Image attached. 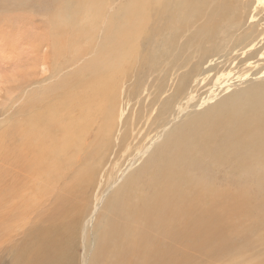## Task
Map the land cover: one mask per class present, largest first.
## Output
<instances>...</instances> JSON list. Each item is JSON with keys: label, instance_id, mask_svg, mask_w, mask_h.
I'll list each match as a JSON object with an SVG mask.
<instances>
[{"label": "rangeland", "instance_id": "obj_1", "mask_svg": "<svg viewBox=\"0 0 264 264\" xmlns=\"http://www.w3.org/2000/svg\"><path fill=\"white\" fill-rule=\"evenodd\" d=\"M10 2L12 4L8 0H0V172L7 174L11 157L19 156L22 151L18 147L23 144H40L46 149V155L37 160L36 165L42 162V167L27 174L26 183L21 181L23 194L18 197L20 202L30 203L35 208L33 210L41 209L35 212L29 209L22 214L18 211L16 200L11 197L5 200L4 203L12 202L0 209V247L12 243L11 239H15L14 243L18 242L22 232L41 218V214L51 212L63 202L72 201L81 205L78 212L82 214L87 212V206L92 205L98 211L115 181L122 180L141 163L145 154L160 143L169 126L160 134L158 124L167 111L168 103L175 99V88L186 76H194V89L187 94L181 91L176 99L193 96V105L218 97L236 84L245 85V81H223L225 77L220 75L226 70L213 76L208 66L214 62L211 55L215 50L207 45L238 48L264 31V0ZM141 15L146 20H141ZM126 23L131 25L128 31L125 30ZM61 25L67 30H62ZM169 33H174L177 43L191 45L186 48L183 57L189 56L196 47L209 48L207 55L210 57L202 63H195L193 58H189L165 66L163 58L158 60L154 57L158 47L171 43L167 39ZM71 42L78 49L74 57L72 52L75 48L72 51L66 49ZM111 42L118 43L111 58L123 68L119 78L121 84L118 87L115 85L122 100V113L116 115L119 130L105 146L91 141L102 124H110L114 101L109 99L106 102L104 97L89 101L91 90L83 89L81 79H77L81 71L72 72L83 68L84 64L90 71L93 70L95 67H87L84 59L89 61L90 56H96L99 51L104 53ZM87 43L89 48L85 47ZM175 46L169 47L174 49ZM46 50H49L47 56L44 55ZM48 56L50 61L45 58ZM256 59L237 53L230 64L228 61V66L237 71L235 76H238L245 70L249 71ZM201 73L208 77L207 80L198 79ZM83 76H86L85 71ZM94 83L89 84L92 86ZM72 143L86 152V160L67 167L62 178H58L54 174L55 168L49 165L62 152L68 156V147ZM232 166L236 170L243 167ZM209 167L220 170L215 165ZM261 179L263 183L264 179ZM255 183L256 180L253 187ZM240 187L224 182L217 188L206 186L204 191L214 196L223 190L235 191ZM256 191L248 201L238 203L234 212L222 219L220 228H224L237 245L223 253H211L207 248L196 251L187 264H256L264 256V232H259L253 239L248 234L250 207L256 205V212H264V183ZM5 213H8L7 217ZM257 218L263 219L261 216ZM13 224L17 231L20 229L18 234ZM242 235L247 236V241L240 240ZM13 254L9 249L5 250L1 258L6 263H1L12 264Z\"/></svg>", "mask_w": 264, "mask_h": 264}, {"label": "bare ground", "instance_id": "obj_2", "mask_svg": "<svg viewBox=\"0 0 264 264\" xmlns=\"http://www.w3.org/2000/svg\"><path fill=\"white\" fill-rule=\"evenodd\" d=\"M140 18L146 20L143 15ZM61 27L67 30L66 26ZM130 28L131 25L126 23L125 30ZM168 35L171 43L158 47L154 57L164 59L167 62L163 60L165 66L189 58L202 63L210 57L207 55L209 48L200 47L193 48L195 50L189 56L183 57L191 45L177 43L174 33ZM117 44L111 42L104 53L99 51L96 56H90L89 61L84 59L87 67L93 66L95 70L90 71L84 64L85 69L77 68L72 72L81 71L82 77L77 76V79H81L83 89L91 90L89 101L101 97L106 102L109 99L114 101L110 124H102L92 137L91 143L96 145L106 146L119 130L116 115L122 113V100L115 85L121 84L119 78L123 68L111 58ZM173 45H176L174 49L169 47ZM89 46L87 43L85 47ZM207 46L215 50L211 55L214 62L208 66L213 76L226 70L225 76L220 75L225 77L223 81H245V85L236 84L227 93L193 105V96L176 99L181 91L187 94L194 89V76H186L175 88V99L168 103L167 111L158 124L160 134L169 126L160 143L145 154L141 163L122 180L115 181L99 210L95 211L93 205L87 206L89 211L87 209L82 214L78 212L81 205L63 202L51 212L41 214V218L22 232L18 242L11 239L12 243L6 241L9 245L2 244L5 248L0 247V264L5 262L1 255L7 249L14 253L12 264H187L196 251L207 248L211 253H223L237 245L220 226L223 225V217L231 215L238 203L248 201L253 191L261 189L264 183L261 182V178L264 179V31L238 48ZM69 48L72 51L75 44L69 43L66 49ZM76 52L78 49L75 48L73 57ZM46 53L49 50L44 52L45 56ZM237 53L248 59L256 57V61L262 63L255 64V61L249 67L250 72L245 70L235 76L238 72L229 68L228 61L230 64ZM73 57L71 55V59ZM45 58L50 61V56ZM84 71L86 76H83ZM204 73L198 79L207 80ZM90 82L95 83L91 86ZM18 148L22 152L17 158L11 157L7 174L0 172V209L12 202L4 203L11 197L17 201L18 211L24 214L35 208L18 200L23 194L21 181L26 183L27 174L42 167V162L38 166L36 163L44 158L46 149L32 142ZM68 151V156L62 152L49 165L55 168L54 174L58 178H62L67 167L86 160V152L79 145L72 143ZM232 164L243 167L236 170ZM211 165L218 166L220 170L210 169ZM235 173L238 175L231 176ZM224 182L241 187L235 191L226 189L214 196L204 191L206 186L217 188ZM250 208L248 234L253 239L259 232H264V212H256V205ZM74 211L77 213L73 214ZM5 214L7 217L8 213ZM19 230L16 228L15 233L18 234ZM240 240L247 241V236L242 235ZM255 263L264 264V256Z\"/></svg>", "mask_w": 264, "mask_h": 264}]
</instances>
